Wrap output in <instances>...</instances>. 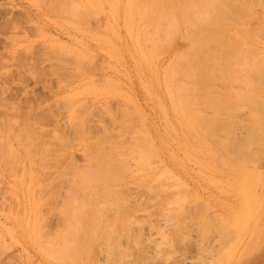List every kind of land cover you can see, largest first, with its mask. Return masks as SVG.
Returning <instances> with one entry per match:
<instances>
[{"label": "rangeland", "instance_id": "374dc122", "mask_svg": "<svg viewBox=\"0 0 264 264\" xmlns=\"http://www.w3.org/2000/svg\"><path fill=\"white\" fill-rule=\"evenodd\" d=\"M136 1L138 14L135 10V17L132 20L128 12L131 0H0V264H72V262L77 264L75 258L78 257L76 255H72V258L68 259L66 254L69 252L65 249L67 246L64 248L62 244H56V241H59V244L62 243L59 240V235L62 236L67 228L73 227L71 223L74 220L72 217H74L73 213L76 208H79L78 212L82 208L81 212L87 215L85 218L84 216L82 219L80 218V222L84 220L86 223L82 227L86 228L89 225L87 223L91 222L92 224L93 222L92 226L96 228L94 231H97V236L100 235L99 238L96 236L95 247L92 245L91 256L87 255V257L85 254V257L83 254L78 258L82 262V258L85 257L83 264H196L197 262V264H205L203 263L205 259L201 258L203 255V258L207 257V264H222L223 261V264H229L228 260L232 249L239 248L247 231L257 218H259L262 232L258 242L255 240L257 247L251 253L247 250L244 251L239 256L241 262L238 264H264V199H262L264 197V166L262 165L264 157H256L259 160V165L263 160L261 167L257 166L258 161L250 160L249 162L247 160L246 157L249 156V153L244 150L245 147L243 148L245 144L242 145L244 140L242 138L248 134L246 127H241V130L247 129H245L247 133L244 132L245 130L242 131L244 133L242 138L239 137L231 141H229L228 133L224 132L225 129L222 131L223 136H220L222 132L220 135L213 133V136L210 132L206 135V128H208L206 126L210 122L213 123L212 118L216 114L217 118L223 115H219V112L214 113L216 109L211 104L201 102L192 108L202 124L199 130L192 131L185 126L183 112L175 110L172 102L173 95L168 91L165 77L167 72H171L175 68L183 48L188 47L186 45L188 39L185 34L186 25L183 23L181 32L171 40H159L151 21L147 15L143 16L150 10L149 3L152 0ZM228 7L226 19L222 25L225 30V40L229 41L228 45L217 44L212 46L210 51H221L228 47L232 55L230 62L236 65V70L228 73L232 79L231 73L240 74L244 70L246 62H252L254 58L264 55V31L262 32L264 30V0H228ZM256 30H258V34ZM135 34L139 36L137 38L139 44L134 41ZM253 41H256L257 48H251ZM247 42H249V47ZM149 43L158 48L157 54L153 58L142 53V50L144 52L149 50L148 47L151 45ZM214 63L212 65L216 68ZM200 77L201 75L198 76L199 79ZM225 77L226 79L217 80L213 89L208 91L216 92L227 89V92L235 93L237 89L241 88V84H237V81L226 84L231 82V79L227 75ZM181 78L183 81L180 80V82H178L179 77L172 79V84L187 85L191 83L193 85L194 82L198 83L197 78L194 81L185 77ZM179 93L178 90L175 91L173 97H178ZM199 93L203 94V91H199L196 95L185 91L181 96L188 97L192 101L195 96L197 99L199 98ZM202 104H206V106L202 107ZM197 106L200 111L197 110ZM199 106L201 107L199 108ZM247 112L244 111L241 114L239 111V124L242 122L243 125L248 124ZM205 113H209V116L208 114L206 116ZM210 113L212 116L215 114L211 119ZM224 115L223 117L228 123L229 119L226 117L228 114L224 113ZM229 118L232 122L231 116ZM206 119L208 123L204 128L203 123L207 121ZM221 120L218 119L221 122L220 126H218L217 119L214 120V122L217 121V126L221 129L234 122L226 124L223 119ZM81 121L85 123L80 124ZM244 122L246 123L244 124ZM211 126L208 130L212 128ZM127 127H132V129L129 130ZM140 130L141 133L145 132L144 134H148V137L153 140L158 166L155 165V160L153 162V159H156L153 154L156 155V152L150 148L152 146L149 147L147 144L144 139L145 135H140ZM261 130L264 134V128ZM243 133L240 132V134ZM215 136L218 137V139L215 138L217 141H213ZM226 136H228L227 139ZM131 137L134 139L133 142L130 141ZM196 137L205 140L200 145L196 141ZM99 139L104 141H97ZM188 140L191 142L193 140V143L188 146L191 151L186 150L188 147L185 142ZM218 140L222 145L226 144L229 151L233 149L235 152L233 150L232 153L227 152L216 143ZM222 140L224 144L221 142ZM204 141L217 151L219 157L209 155ZM101 142L102 144L106 142L104 145H107L105 146L108 147L107 151L112 148L116 150V147L120 146L118 151L114 150L115 153L112 151L113 149L110 152L116 156V153L120 151L116 157L122 158L117 160L115 157L114 161L115 158L111 157L114 155L109 156L110 152L108 155L114 158L111 162H116L117 166L114 163L116 168L109 167L112 164H108L111 159L108 160L107 156H105L106 158L102 157H104V161L107 159L104 165L107 163L108 166L105 167L114 169V172L110 170L108 173H111L112 176L117 174L121 178L118 179L115 175L117 179L113 178L109 183L110 179L107 177L109 174L106 173L104 174L106 176H102L104 179L106 177L109 179V181L105 180L109 185H103L104 181L102 182L103 178L101 177L102 183L100 181V184L94 183L95 180L97 181L95 179L90 182L93 186L89 183L88 185L92 189L96 187V184L97 187L102 184V189L103 186L108 187L114 184L110 188L120 194L122 202L117 199L119 197L116 194L115 200L113 198L102 199L105 201L108 211L103 213L105 220L99 224L95 219L89 220V215L92 213L90 208L95 206L90 205V201L92 204L96 196L97 201L101 200L96 193L100 187L98 191H96L97 188H95L96 190L93 188L94 191H91L88 190L89 186L87 187L86 183L85 186H82L83 189H87L85 190L87 192L82 189V186L80 189L78 187V190L74 189V193H72V189L80 186L81 182L76 184L78 176L77 180H82L85 183L86 180L80 176L87 177L86 173L90 172V164H94L90 156L93 155L97 158L95 156L98 154L97 151L103 152L99 150ZM115 142L118 143L114 144ZM112 143L117 146L110 148ZM141 143L145 146H142ZM256 143L253 144L251 150L253 151L254 145H256L255 149L258 146V150L257 152L254 150V152L262 153L263 150L264 153V143ZM97 144L99 147L95 146ZM102 144L101 146H104ZM199 145L200 147H198ZM93 146L96 148L95 153ZM140 146L145 150H142V153L146 152L154 158L151 159L148 155H146L147 158H138L140 155L145 156L146 154H140L141 151L139 153L137 149H140ZM149 148L152 152L154 151L153 154ZM100 149L104 150L105 148L101 147ZM184 149L185 152H188H183ZM130 150L131 154L128 152ZM135 150L140 154L136 155L138 156L136 158L133 156ZM241 151L244 154H241ZM92 152L94 154L90 155ZM181 153H184V158L189 161L183 159ZM252 154L254 153L252 152ZM102 155H106V153L104 152ZM220 157H222L221 160ZM179 158L182 159H180L182 163ZM97 159L93 160L96 161V164ZM222 160L224 161L222 162ZM159 161L164 164L161 162L159 164ZM171 161L173 167L175 166L174 169L170 164ZM145 162L147 164L143 169ZM119 164L122 168L118 167ZM234 165L241 166L247 172H252L253 175L256 174V180L252 183L253 189L251 190L248 184L245 186L244 193L248 199L245 202V207L239 204L241 202L238 199L241 197L242 201L245 198L234 191L233 185L227 186L228 180L231 178L230 182L234 184L236 180L240 179V176L242 177V170L235 169ZM92 166L95 169L96 166ZM101 166L104 167L102 163ZM166 167H169V171ZM117 168L122 172H119L120 170ZM101 171L105 173L108 170L101 169L97 174H100ZM163 172L165 174L169 172L171 176L164 175ZM212 173L213 176H211ZM146 175L147 178H145ZM225 175L227 176L225 177ZM89 176L93 179L91 175ZM208 176L209 178L211 176L212 179L219 178L217 181L222 179L221 182L225 183V186L222 187L229 189L230 196L227 193L220 195L224 192L221 188L223 184L220 185L221 182H218L220 185L218 187L215 178L213 180L216 182L211 178L208 179ZM225 178L227 179L225 180ZM181 181H183V186L187 183L189 187L182 188L186 190V194L183 195L188 196L186 197L187 201H183L181 183H179ZM74 185L77 186L74 187ZM178 185L179 188L176 187ZM214 186L215 188H213ZM186 188L190 191L187 192ZM92 192L96 193L93 199H91L94 194H91ZM190 192L193 194L188 195ZM234 194L235 196H233ZM259 195L263 196L260 204L258 203ZM71 196L74 198L72 200L76 202L75 205L73 204L76 208L70 206L69 209L72 207L74 211L66 209V204L69 206L73 202L68 201ZM219 197L225 201L222 199L221 201L218 199ZM231 197L232 199H230ZM188 198L193 199L188 200ZM81 200H86V202ZM214 200H219V203ZM177 201L184 204L186 202L187 205L183 206L180 203L178 206ZM220 201L224 202L225 207ZM226 201L232 205L237 204L231 207ZM99 202H97L98 205L103 204V202ZM207 202L210 204L209 208H212L209 213L202 209L206 206L208 208ZM83 205H89V210L86 206L83 208ZM221 205L225 210H222L224 208ZM180 206L183 210L178 209ZM237 206H240V210H243V207L245 209L241 210V212L245 211L242 226L239 224L241 217L239 220H234L232 214L229 216L233 210L231 208H238ZM87 210L90 212L89 214L86 212ZM176 211L180 213L177 214ZM200 212L206 213L207 216L212 214L210 221L213 219V223H216L217 217L214 216H217L218 213L221 217L218 222L223 220L222 222L228 225L218 222L214 225L210 224V221L209 225L206 223H201V225L200 219L203 214L201 213L202 216H200ZM226 212L229 214L226 216L227 218L224 217ZM228 218L235 221L233 224L238 222L236 223L239 228L238 233L233 234L236 226L231 225ZM77 222L80 223L78 219ZM216 225L218 228L214 227ZM230 225L231 228L235 226L232 229V231L234 230L233 235L230 228H228L230 230L226 229ZM92 226L87 227L91 230V228L94 229ZM99 226L100 228H98ZM221 231L223 233L220 235ZM224 233L227 235L225 236ZM219 235L226 239L223 237L225 240H219ZM216 241L219 242L218 245L214 244ZM222 243L225 244L222 245L225 247L223 250L222 246H219ZM64 244L66 245L67 242ZM201 245L206 248L201 250ZM215 245L219 246L221 250L217 247L213 248ZM52 247L54 250L51 249ZM219 250L222 251V254ZM218 254L222 259V262L219 263L216 262ZM194 255H197V258ZM200 255L202 256L200 257ZM199 257L201 260H198Z\"/></svg>", "mask_w": 264, "mask_h": 264}, {"label": "bare ground", "instance_id": "6f19581e", "mask_svg": "<svg viewBox=\"0 0 264 264\" xmlns=\"http://www.w3.org/2000/svg\"><path fill=\"white\" fill-rule=\"evenodd\" d=\"M136 0H131V2H130V4H129V9H128V12L130 13V17H131V19L133 20L134 19V17H135V10L137 11V7H136ZM149 5H150V10L148 11V12H146L145 14H143V16H145L146 17V15H147V18H149V20L151 21V23H152V25L154 26V28H155V33H157V37L159 38V40H171L172 38H174L175 36H177L180 32H181V27H182V24L183 23H185V25H186V28H185V34H186V36H187V43H186V45L188 46V47H186V49L185 48H183V50H182V52H180V55H179V57H178V59H177V62H176V66H175V68L174 69H172L173 71H171V72H167V74H166V82H167V87H168V91L171 93V95H173V96H175L174 95V93H175V91H179L180 93L178 94V97L176 96V97H173L172 96V98H173V100H172V102H173V105H174V107H175V110L177 111V112H179V111H182L183 112V116H184V124H185V126L188 128V129H190V130H194V131H196V130H199L200 129V127H202V124L199 122V119H198V116L196 115L197 113L192 109V108H195L196 107V105L197 104H200L201 102H205V103H207V104H211V106L213 107V108H215L216 110H214V113L215 112H219V115L220 114H223L222 116L220 115V117L219 118H217V114L215 115V114H213V116L211 115L212 113H210V119L212 118V122L213 123H211L210 122V124L208 123V120L205 122V123H203L204 124V128H206V127H208L209 128V126L210 125H212L211 127L212 128H210L209 130H208V128H206L207 129V133H206V135H208L209 133L208 132H210L211 134H213V133H215V135H216V133L218 134L219 133V135H220V132H222L224 129H225V133H228V135H229V141H231L232 139L233 140H235L236 138H239V137H241V136H243L244 135V133L242 132V131H244L246 128L248 129V134H246V135H244L245 136V138L243 137H241L242 139H244L243 141H242V145L243 144H245L244 146H243V148H244V150L246 151V152H248L249 153V156H247L246 158H247V160H249V162H250V160H254L255 162H257L258 164H257V166L259 165V160H258V158H256V157H264V153H263V150H262V153L260 152V151H258V152H260V153H256L257 152V148H258V146H257V148L255 149V147H256V145H257V143L256 142H258L259 144H261V142H263L264 143V134H263V130H261V128H264V55L262 56V57H258V58H254L253 59V61L252 62H246V64H245V68H244V70H242V72L240 73V74H233V73H231L232 74V79H231V77H230V75L228 74V73H230V72H232L233 70H236V65H233V62H230V61H232V55H231V53L229 52V50H228V47L227 48H225V49H223V50H221V51H218V50H214V51H210V49H211V47L212 46H215V45H222V43L224 44V45H228V40H225V30L223 29V27H222V25H223V22H225V19H226V16H227V14H226V11L229 9V7H228V0H152V2L151 3H149ZM137 14H138V11H137ZM136 14V15H137ZM264 26V25H263ZM264 30H262V32H263ZM256 33L258 34L259 32H258V30H256ZM262 34V33H261ZM137 38H139V36L138 35H134V41H135V43L137 42L138 44H139V42H138V40H137ZM140 39H141V36H140ZM188 43H189V45H188ZM149 44H151V43H149ZM247 44H248V47H249V42H247ZM257 43H256V41H253L252 43H251V48H257L255 45H256ZM186 45H184V46H186ZM148 51H146L145 50V52L142 50V53L146 56H148L149 58H153V57H155L156 56V54H157V52L156 51H158L157 49V47L156 46H154L153 44H151V45H149V47H148ZM185 49V50H184ZM148 57H146L148 60H149V58ZM214 60V61H213ZM213 61V63H214V66L216 67V68H214L213 67V63H211ZM220 70H222V71H220ZM247 74H249V76H247ZM201 75V77H200V79L198 78V76H200ZM227 75V76H229L230 77V79H231V82H227L226 84H228V83H232V82H235V81H237L236 83L238 84V83H240L241 84V88L240 89H237L236 90V92L235 93H231V92H227V89H223V90H217L216 92H211V91H208V90H212L213 89V86H214V83L217 81V80H220V78H224V79H226V77L225 76ZM178 78L179 77V81L178 82H180V80L181 81H183L182 80V78L181 77H185V78H188V80L190 79V81H194L196 78L198 79V83L196 82H194V84L192 85L191 83H189V84H187V85H183L182 83H181V85L179 84V83H177L176 85H179V86H176L175 84V86L172 84V79H174V78ZM176 80V79H175ZM186 80V79H185ZM184 80V81H185ZM235 83V84H236ZM239 84V85H240ZM233 85V84H232ZM224 86H226V85H224ZM238 86V85H237ZM227 87H228V85H227ZM205 89H207V90H205ZM229 89V88H228ZM189 92V94H192V95H196L199 91H203V94H200L199 93V98L197 99V97L195 96L194 97V99L191 101L188 97H184V96H181L184 92ZM169 93V94H170ZM178 93V92H177ZM222 96V97H221ZM219 97H221V99L220 100H218V98ZM202 107L203 106H206V104H202L201 105ZM201 106H199V108L201 107ZM210 106V107H211ZM211 107V108H212ZM180 108V109H179ZM204 108H206V107H204ZM209 108V107H208ZM203 109V108H202ZM210 109V108H209ZM189 110V111H188ZM197 110H199L198 109V106H197ZM205 110V109H204ZM200 111V110H199ZM209 111V110H208ZM207 111V112H208ZM239 111H240V113L241 114H243V112L244 111H248L247 112V115L249 116L248 117V120H249V122H248V120H246L247 122H248V124L246 123V122H244V124L245 125H243L242 123L241 124H239L238 122H240V118H238V116H239ZM221 112V113H220ZM229 112V113H228ZM204 113V112H203ZM202 113V114H203ZM224 113L226 114H228V116L226 115V117L229 119V120H227V121H229L230 122V118H229V116H231V120H232V122H230V123H232V124H230L229 122V124L230 125H228V126H226L225 128L223 127L222 129L221 128H218V126H220L221 124V122H219V121H222L221 119H223L224 121L223 122H225L226 123V121H225V117H223V116H225L224 115ZM208 114V116H209V113H207ZM207 114L205 113V115L207 116ZM205 115H204V117H205ZM200 116H201V114H200ZM202 117V116H201ZM243 117V116H242ZM217 119V121H218V119H219V121H218V123H219V125L217 124V121H215L214 122V120L215 119ZM233 118V119H232ZM203 119H205V118H203ZM209 119V120H210ZM214 119V120H213ZM244 119V118H243ZM80 120H81V118H80ZM83 120V119H82ZM79 121V120H78ZM241 121H243L242 119H241ZM84 124L85 122L83 121H81L80 122V124ZM208 123V124H207ZM228 123H226V124H228ZM79 124V123H78ZM77 124V125H78ZM205 124H207L208 126H206L205 127ZM223 124V123H222ZM226 124H224V125H226ZM218 125V126H217ZM223 125V126H224ZM82 126V125H81ZM81 126H79V127H81ZM84 127H85V125H83ZM241 127H246L245 129H242L241 130ZM129 130L130 129H132V127L131 128H129V127H127ZM216 128H217V130H216ZM258 128V129H257ZM82 129H84V128H82ZM182 129V128H181ZM205 129V130H206ZM220 129H221V131H220ZM246 129V130H247ZM239 130H241V131H239ZM246 130L244 131L245 133H247L246 132ZM238 131H239V134H240V132L241 133H243V134H238ZM250 132V133H249ZM145 133V132H144ZM144 133H141V130H140V135L142 134L143 136L145 135ZM147 134V133H146ZM163 134V133H162ZM222 135H220V136H223V132L221 133ZM185 135V134H184ZM199 135V134H198ZM205 135V134H204ZM143 136H141V137H143ZM148 137L149 135L147 134V135H145L144 136V139L146 140V142H147V144H149V147L150 146H152V147H150L151 149H153L154 151H155V145H154V143H152L153 142V140H151L149 137V140H147L145 137ZM213 136H214V134H213ZM212 135H211V137H213ZM218 136V135H217ZM217 136H215L214 137V139H213V141L215 140V138L217 137ZM224 136H225V134H224ZM105 137V136H104ZM166 137V136H165ZM206 137V136H205ZM211 137H209V138H211ZM227 137L228 136H226V139H227ZM106 138H107V136H106ZM133 137H131V139H130V141L131 142H133V140L134 139H132ZM164 138V137H163ZM225 138V137H224ZM140 139V138H139ZM217 139H218V137H217ZM225 139V140H226ZM106 140V139H105ZM183 140V139H182ZM203 140H205V139H203ZM203 140L200 138V137H196V141L198 142V143H200V145H201V143H203ZM211 140H212V138H211ZM97 141H104V140H97ZM107 141H109V140H107ZM137 141H140V140H137ZM208 141V140H207ZM215 141H217V140H215ZM245 141V142H244ZM110 142V141H109ZM196 142V143H197ZM205 142V141H204ZM220 141L218 140V142H216L218 145H220L223 149H225V150H227V152H231V151H229V148L227 147V145L226 144H224V142H223V140L221 141L224 145H222L221 143H219ZM226 143H228L227 141H225ZM34 143V142H33ZM33 143H30L31 145L33 144ZM106 143V142H105ZM105 143H103L102 144V142L99 144L100 145V148L102 147V148H105L104 150H106V151H104L103 149L101 150L100 148H99V150H100V152L101 151H103V152H101L102 154L105 152L106 153V155H102L101 153H99V151H97V153L98 154H95V156L98 158H95L93 155H91V154H94L95 152H96V148H95V146H97V147H99L98 146V144L97 145H95V146H93L94 148H92V149H94V150H92V151H94V153L92 152V153H90V157H91V160H92V162L94 163V164H90V172H84V173H86L87 174V177H85V176H80L81 178H83V179H85V180H83V181H85V183L84 182H82V180H77V179H79L78 177H77V179H76V184H77V182L78 183H80V186H75L74 185V187H76V188H73V186H72V193H74V189H77L78 190V187H79V189L81 188V186L83 185V186H85L84 184H86L87 183V187L89 186L88 185V183L89 184H91L90 182H93V181H91V180H95V179H97V181L95 180V182L94 183H99V181H100V179L101 178H103V176L102 175H104V174H109V175H107V177L110 179V182L109 183H111V181H112V179L113 178H116L115 177V175H117V174H114L113 176H112V174L111 173H108L110 170H111V168H109V169H107L105 166H108V164L110 163H112L111 161H112V159H114L116 156H117V153H118V155H119V152H117L116 153V156H115V152H114V150L115 149H111L113 152V154H111V150H109V151H107V149H108V147H105V146H107V145H104ZM118 143V142H117ZM116 142L114 143V144H117ZM193 143V140H192V142L191 141H186L185 142V145L188 147L189 145H191ZM210 143V142H209ZM239 143V142H238ZM256 143V145H254L255 147H254V150L256 151V152H254V150L252 151L251 149H252V146H253V144H255ZM101 144L102 145H104V146H101ZM113 143H112V145H110V148H111V146L112 147H116L115 145H114ZM123 144V143H122ZM125 144V143H124ZM152 144V145H151ZM205 144L207 145V148H208V152H209V155H212V156H216L217 155V151L216 150H214L212 147H210L209 146V144H207L206 142H205ZM228 144H230V142L228 143ZM114 145V146H113ZM133 145H134V143H133ZM141 145L142 146H145L144 144H142L141 143ZM154 145V146H153ZM200 145L198 146V147H200ZM241 145V144H240ZM34 146H35V143H34ZM34 146H32V147H34ZM121 146H123V145H121ZM181 146H182V144H181ZM232 146V145H231ZM261 146V145H260ZM264 146V145H263ZM120 146H118V147H116L117 149L115 150V151H118V148H119ZM132 147V146H131ZM136 147H138V146H136ZM141 147V146H140ZM139 147V148H140ZM193 147H194V145H193ZM35 148V147H34ZM130 148V147H129ZM150 148H149V150H150ZM184 148V147H183ZM182 148V149H183ZM216 148H217V146H216ZM232 148V147H231ZM240 148H242V147H240ZM242 148V149H243ZM98 149V148H97ZM125 149V148H124ZM147 149V148H146ZM198 149H200V148H198ZM241 149V150H242ZM260 150L262 149V148H259ZM120 150H121V148H120ZM128 150V149H127ZM137 150H139V153H140V151H141V153L140 154H145V153H142V150H143V148L141 147L140 149H137ZM137 150H135V152L137 151ZM149 150H147V152L149 153ZM174 150V149H173ZM177 150V149H176ZM186 150H190L189 149V147H188V149H186ZM196 150V149H195ZM125 151V150H124ZM143 151H145V150H143ZM151 152H152V150H150ZM153 151V152H154ZM181 151V150H180ZM183 152H185V149L184 150H182ZM191 151V150H190ZM198 151V150H197ZM109 152H110V155H109ZM122 152V151H121ZM129 152V154H131V150L130 151H128ZM134 152V154H133V156L136 158V157H138V156H136V155H138L139 153H135ZM153 152L151 153V154H153ZM156 152V151H155ZM186 152H188V151H186ZM185 152V153H186ZM195 152V151H194ZM200 152V151H199ZM233 152H235V150H233ZM237 152V151H236ZM245 152V153H246ZM252 152L254 153V154H252ZM108 153V154H107ZM127 153V152H126ZM163 153V152H162ZM168 153V152H167ZM232 153V152H231ZM255 153H256V155H255ZM122 154H125V153H122ZM128 154V153H127ZM139 154V155H140ZM170 154V153H169ZM179 154V153H178ZM182 154V153H181ZM190 154H191V152H190ZM195 154V153H194ZM198 154V153H197ZM237 154V153H236ZM241 154H244L242 151H241ZM111 156V155H114V156H111V157H114V158H111V157H109V156ZM146 155H148V157H150L149 156V154H145V156H143V155H140V156H142V157H138V158H144V157H146ZM154 155V157H156V159L154 158H152V157H150L151 159H153V162H154V160H155V163L158 161V159H157V152H156V155L155 154H153ZM160 155V154H159ZM162 155V154H161ZM165 155V154H164ZM183 155V159H186V158H184V153L182 154ZM193 155V154H192ZM191 155V157H192V159H193V156ZM219 155V154H218ZM217 155V156H218ZM232 155V154H231ZM252 155V157H250ZM255 156V158H253L254 156ZM258 155V156H257ZM261 155H263V156H261ZM101 156V157H100ZM102 156H107V159L109 160V159H111L109 162H108V164L106 165H104V162H106V160L104 161V157H102ZM122 156H124V155H122ZM166 156V155H165ZM164 156V157H165ZM171 156V155H170ZM188 156V155H187ZM186 156V157H187ZM195 156V155H194ZM202 156V155H201ZM232 156H234V155H232ZM231 156V157H232ZM244 156H246V155H244ZM92 157H93V159H92ZM162 157V156H161ZM169 157V156H168ZM180 157V156H179ZM197 157V156H196ZM200 157V156H199ZM209 157V156H208ZM219 157V156H218ZM226 157V156H225ZM229 157V156H228ZM250 157V158H249ZM97 159V164H96V161L94 162L93 160H95V159ZM106 158V157H105ZM117 158V157H116ZM116 158L114 159V161L116 160ZM118 158H122V157H119L118 156ZM118 158H117V160H118ZM131 158V157H130ZM147 158V157H146ZM167 158V157H166ZM189 158V157H188ZM221 158L222 157H220V160H221ZM235 158V157H234ZM241 158V157H240ZM246 158H244V159H246ZM259 158V159H260ZM180 159L181 158H179V161H180ZM208 159V158H207ZM228 159V158H227ZM226 159V160H227ZM232 159V158H231ZM90 160V161H91ZM122 160V159H121ZM131 160V159H130ZM144 161H145V159H143ZM166 160V159H165ZM182 160V159H181ZM199 160V159H198ZM218 160V159H217ZM234 160V159H233ZM240 160V159H239ZM238 160V161H239ZM263 160H264V158H263ZM263 160L262 161H260L261 162V164L263 163ZM123 161H125V160H123ZM127 161V160H126ZM141 161H142V159H141ZM140 161V162H141ZM150 161V160H149ZM168 161H170V160H168ZM175 162V165H176V159L174 160ZM186 161H189V160H187L186 159ZM196 161V160H195ZM224 160H222V162H223ZM228 161V160H227ZM122 162V161H121ZM130 162V161H129ZM146 162L148 163V160H146ZM145 162V166H143V169H144V167H146V163ZM160 162L161 161H159V164H160ZM181 162V161H180ZM183 162H185L184 160H183ZM199 162H200V160H199ZM236 162V161H235ZM244 162H245V160H244ZM248 162V166L250 165V163ZM101 163H102V165L104 166V167H102L101 166ZM115 164H116V162H114ZM114 163H112L109 167H113V168H116L115 166H114ZM117 163H119V162H117ZM172 163V161L170 162V164ZM182 163V162H181ZM188 163V162H187ZM194 163V162H193ZM196 163V162H195ZM212 163H213V161H212ZM215 163V162H214ZM220 163H221V161H220ZM226 163V162H225ZM229 163V162H228ZM232 163H234V162H232ZM242 163H243V161H242ZM96 164V165H95ZM121 164H123V163H121ZM139 164V163H138ZM161 164H164V162L162 163L161 162ZM169 164V163H168ZM167 164V165H168ZM179 164V163H178ZM190 164V163H189ZM221 164H223V163H221ZM251 164H252V162H251ZM260 164V165H261ZM92 165H94V167H95V169H93L92 167ZM129 165V164H128ZM140 165V164H139ZM143 165H144V162H143ZM155 165H157L158 166V164L156 163ZM183 165H184V163H183ZM188 165V164H187ZM194 165H196V164H194ZM200 165V164H199ZM226 165H227V163H226ZM244 165V164H243ZM259 165V167H261ZM263 166H264V164H262ZM97 166H99L100 168V170L101 169H104V170H108V171H106L105 173H104V171H101L100 172V174H97V172L98 171H100L99 169H98V167ZM116 166H117V164H116ZM121 167V165L119 164L118 165V167ZM124 166V165H123ZM127 166V165H126ZM141 166H142V163H141ZM148 167H150L149 165H147ZM165 166H166V164H165ZM171 166L173 167V165L171 164ZM180 166V165H179ZM191 166V165H190ZM209 166V165H208ZM220 166V165H219ZM222 166V165H221ZM220 166V167H221ZM127 167H129V166H127ZM153 167V166H152ZM175 167V166H174ZM174 167H173V169H174ZM212 167V166H211ZM224 167V166H223ZM222 167V168H223ZM228 167V166H227ZM230 167V166H229ZM251 167V166H250ZM253 167V166H252ZM122 168V167H121ZM177 168H178V166H177ZM181 169L183 168V167H180ZM179 168V169H180ZM195 168V167H194ZM201 168H203V167H201ZM233 168V167H232ZM231 168V169H232ZM234 168L235 169H241L242 170V177L240 176V179L239 180H236L235 182H234V184H231V183H233V182H230L231 181V179L230 180H228L229 181V184L227 185V186H232L233 185V189H234V191L235 192H237L238 194H240V195H242V197L243 198H245V200L244 199H242V201H241V197H236V198H238V199H240V201L239 202H241V203H239V204H241V205H244V207L246 206V203L245 202H247V200L248 199H246V197H245V193H244V190H245V186H246V184H248L251 188V190L253 189V182L256 180V174H254L253 175V173L252 172H247L244 168H242L241 166H239V165H234ZM91 169H93V170H91ZM117 169H119V168H117ZM125 169H127V168H125ZM149 169V168H148ZM150 169H152L151 167H150ZM149 169V170H150ZM162 169H163V167H162ZM166 169H168V171H169V167H166ZM165 169V170H166ZM184 169V168H183ZM98 170V171H97ZM113 170V172H114V169H112ZM112 170H111V172H112ZM116 170V169H115ZM120 170V169H119ZM118 170V171H119ZM123 170V169H122ZM147 170V169H146ZM156 170V169H155ZM185 170V169H184ZM191 170V169H190ZM189 170V171H190ZM192 170H193V168H192ZM204 170V169H203ZM240 170V171H241ZM248 170V169H247ZM92 171V172H91ZM125 171V170H124ZM140 171H141V169H140ZM176 171H178V170H176ZM204 171H208V170H204ZM224 171H226V170H224ZM119 172H122L121 170L119 171ZM143 172V171H142ZM146 172V171H145ZM144 172V173H145ZM184 172V171H183ZM193 172V171H192ZM192 172H191V174H192ZM199 172V171H198ZM210 172V171H209ZM212 172V171H211ZM231 172V171H230ZM90 173V174H89ZM99 173V172H98ZM147 173H148V170H147ZM150 173V172H149ZM164 173V175H170L171 176V174H169V172H167L166 174H165V172H163ZM162 173V174H163ZM184 173H186V172H184ZM194 173V172H193ZM233 173V172H232ZM86 174H84V175H86ZM91 175L92 177H93V179L89 176V175ZM174 174V173H173ZM179 174V173H178ZM187 174H188V172H187ZM200 174H202V173H200ZM217 174V173H216ZM222 174H224V173H222ZM228 174V173H227ZM177 175V174H176ZM211 175V174H210ZM104 176H106V175H104ZM211 176H213V173H212V175ZM211 176H210V178H211ZM217 176V175H216ZM220 176H223V175H220ZM227 175H225V177H226ZM231 176V175H230ZM229 176V177H230ZM85 177V178H84ZM101 177V178H100ZM107 177L103 180L102 179V182L104 181V183H102L101 181V183L103 184V185H109L106 181L108 180L109 181V179H107ZM197 177V176H196ZM219 177V176H218ZM80 178V179H81ZM99 178V179H98ZM117 178L119 179V178H121V177H118V175H117ZM116 178V179H117ZM145 178H147V175H146V177ZM178 178V177H177ZM209 178V176H208V179H210ZM215 178V177H214ZM213 178V179H214ZM234 178V177H233ZM239 178V177H238ZM255 178V179H254ZM212 179V178H211ZM212 179V180H213ZM217 179H219V178H215V180L217 181ZM221 179V178H220ZM227 178H225V180H226ZM234 179H236V178H234ZM106 180V181H105ZM181 180H183L182 178H181ZM215 180H213V181H215ZM222 180V179H221ZM221 180L220 181H215L216 182V184H217V186L219 187L221 184H223L222 182H221ZM117 181V180H116ZM120 181H121V179H120ZM179 181H180V179H179ZM233 181V180H232ZM173 182H175L174 180H173ZM177 182V181H176ZM218 182L220 183V185H218ZM248 182V183H247ZM93 183V184H94ZM113 183V182H112ZM114 183H115V181H114ZM117 183V182H116ZM179 183H181V186H180V189H182L184 186H187L188 184L186 183L184 186H183V181H181V182H179ZM228 183V182H227ZM97 184H96V187L95 188H97V190L96 191H98L99 189V191L98 192H96L97 194H98V196H100V199L101 200H99V197H98V200L100 201H97V196L95 197V199H94V202H93V200H92V204H91V201H90V205H95V206H92L91 208H90V210H91V212L92 213H90V212H88V210H89V205L88 206H86V207H88V210L86 211L88 214L90 213V215H89V220H96V221H98L99 222V224H100V222L101 223H103V221L105 220L104 218V216H105V214H104V216H103V213L105 212V211H108L106 208H108V207H105V201H103L104 200V198H113L114 200H115V198H116V196L117 197H119V198H117V199H121V197H120V194L119 193H115V192H117L116 190H113L112 191V189L110 188V186L112 187V186H114V184H112V185H110V186H108V187H104L103 186V188L101 189V186H102V184L101 185H99L98 187H97ZM100 184V183H99ZM156 184V183H155ZM177 184H178V182H177ZM225 184V183H224ZM221 185V188L223 189V187L225 186V185ZM92 185V184H91ZM161 185H163V184H161ZM180 185V184H179ZM179 185L178 186H176V187H178L179 188ZM200 185V184H199ZM201 185H203L202 183H201ZM83 186H82V189H83ZM93 186V185H92ZM158 186V185H157ZM212 186V185H211ZM216 186V185H215ZM215 186L213 187V188H215ZM223 186V187H222ZM229 186V187H230ZM71 187V186H70ZM100 187V188H99ZM161 187H163V186H161ZM160 187V188H161ZM164 187H165V185H164ZM167 187V186H166ZM188 187V186H187ZM217 187V188H218ZM93 188L91 189V186H89V188H88V190H93ZM99 188V189H98ZM157 188H159V187H157ZM156 188V189H157ZM168 188V187H167ZM189 188V187H188ZM188 188H186L187 189V192L188 191H190V189H188ZM201 188V187H200ZM220 188V189H221ZM81 189V190H82ZM161 189H163V188H161ZM166 189V188H165ZM164 189V190H165ZM184 189V188H183ZM181 190V194H182V197H184V200L183 201H187L186 200V197H188V196H186L185 197V195H183V194H186L185 192H186V190ZM232 189V188H231ZM77 190H76V192H77ZM84 191L85 190H87V189H83ZM157 190H160V189H157ZM167 190V189H166ZM224 190V192L223 193H221L220 195H224L225 193H227V194H229V196H230V193H228V190L226 189V188H224L223 189ZM94 191V190H93ZM183 191H184V193H183ZM219 191H221V190H219ZM226 191V192H225ZM85 192H87V191H85ZM230 192V191H229ZM94 193V194H93ZM96 193L95 192H92L91 194H93V196H91L90 198L91 199H93V197H94V195H96ZM191 193L192 192H190L188 195H191ZM217 193V192H216ZM215 193V194H216ZM115 194H116V196H115ZM193 194V193H192ZM212 194V193H211ZM219 194V193H218ZM197 195V198H198V194H196ZM214 195V194H213ZM213 195H212V197H213ZM231 195H232V193H231ZM85 196H86V194H85ZM193 196V195H192ZM191 196V197H192ZM228 196V195H227ZM233 196H235V194L233 195ZM238 196V195H237ZM102 197V198H101ZM195 197V196H194ZM201 197V196H200ZM217 197H218V195H217ZM261 197H263L262 195H259V199H258V203L259 202H261L262 200H261ZM89 198V200H91ZM197 198H196V201H198L197 200ZM72 199H74L72 196L69 198V200L68 201H73ZM103 199V200H102ZM116 199V200H117ZM191 200V199H193V198H188V200ZM198 199H200V198H198ZM210 199V198H209ZM213 199V198H212ZM216 199V198H215ZM218 199H222V198H218ZM230 199H232V197L230 198ZM238 199H236V201L238 202ZM262 199H264V197L262 198ZM96 200V201H95ZM223 200V199H222ZM221 200V201H222ZM82 202H86V200L84 201V200H81ZM121 201V200H120ZM120 201H119V203H120ZM181 201V200H180ZM176 202L177 204H178V206L180 205V203H182V202ZM194 201H195V199H194ZM193 201V202H194ZM212 201V200H211ZM215 201V200H214ZM219 200H217V201H215V202H218ZM220 201V202H221ZM223 201H225V200H223ZM235 201V200H234ZM95 202H96V204H97V202H99V203H102L103 202V204L100 206V205H96L95 204ZM115 202V201H114ZM117 202V201H116ZM122 202V201H121ZM214 202V203H215ZM227 203H228V205L229 206H231V207H233V205L231 204V203H229L228 201H226ZM226 202H225V204H226ZM244 202V203H243ZM75 200L69 205V206H67L68 204H66V209H69V207L70 206H73V204L75 205ZM108 203V202H107ZM219 203V202H218ZM217 203V204H218ZM222 203V202H221ZM177 204H176V206H177ZM183 204V206L186 204L187 205V203L185 202V204L184 203H182ZM181 204V205H182ZM224 204V202L222 203V205ZM231 204V205H230ZM237 203H235V205H236ZM260 204V203H259ZM104 205V206H103ZM107 205V204H106ZM206 205H208V208H209V203L207 202V204ZM205 205V206H206ZM222 205H221V207H222ZM228 205H226L227 207H229ZM234 205V206H235ZM84 205L82 206L83 208L85 207ZM177 206V207H178ZM219 206V205H218ZM224 207H225V205H223ZM73 207H75V206H73ZM104 207V208H103ZM182 206H180L178 209H180V210H183V208H181ZM220 207V206H219ZM224 207H222V208H224ZM238 208H236L235 207V209L234 208H231V209H233V210H231V212L228 214L227 212H226V215L224 216V217H226L227 215H229V216H234V220L236 219H238L239 220V218L241 219L240 220V225L242 226V218L244 217V213H245V211L244 212H241V210H240V206H237ZM243 207V206H242ZM244 207H243V210H245L244 209ZM76 208V207H75ZM206 208H207V206H206ZM205 207L203 208L202 207V209H204V210H206V211H208V213H209V210H211L212 211V208L210 209H206ZM65 209V208H64ZM71 209L73 210L74 208H70L69 209V211H71ZM79 209V208H78ZM78 209L76 208L75 209V213H73L74 214V217H72L74 220L76 219V222H74V220L72 221V223H73V225H72V223H71V226H73V227H71V226H69V227H71V228H67V230H66V232L64 231V233L62 234V236L61 235H59V240H61L62 241V243H60L59 244V241L57 242L56 241V244L57 245H63V247L65 248L66 246V248L65 249H67V252H69L68 254H66L67 255V257H68V259H70V258H72V255H76L78 258H80L81 256H83V254H84V256H85V254H86V256L87 255H90L91 256V253L93 252V251H91V250H93V247H95V242H97L96 240H97V237L99 238L100 237V235L99 236H97V231H94V230H96V228H94L92 225L94 224L93 222H92V224H91V222H89V223H87V224H89V225H87V226H92L94 229H92L91 228V230H90V228L89 227H87L86 226V228H84V227H82L84 224H86V223H84V220L83 221H81L82 222V224H81V222H80V218L82 219V217L84 216V218H85V216H87V215H85L83 212H81V209H80V212H78ZM201 209V210H202ZM201 210H199V211H201ZM222 210H225V208L224 209H222ZM229 210V209H228ZM242 210V211H243ZM74 211V210H73ZM72 211V212H73ZM84 211H85V209H84ZM260 211H261V209H260ZM76 212H77V214H76ZM177 212V211H176ZM203 212V211H202ZM202 212H200V214L202 213ZM86 213V214H87ZM115 213V212H114ZM180 212L178 211L177 212V214H179ZM242 213V215H240ZM72 214V215H73ZM203 214V213H202ZM202 214L200 215V216H202ZM204 214H205V216H204ZM203 214V216H204V218H203V216L201 217L202 219H200L201 221H200V224L201 223H206L207 225H209V221H210V219L212 218V214H210V216H207L206 215V213H204ZM223 214H224V212H223ZM232 214V215H231ZM75 215H77V216H81V217H78L77 218V216H75ZM217 216H214L215 218L217 217V218H219V219H217L216 218V223L218 222V220H220L221 219V217H220V215L217 213L216 214ZM76 217V218H75ZM198 217H199V214H198ZM259 217V216H258ZM83 218V219H84ZM200 218V217H199ZM214 218V219H215ZM227 218V217H226ZM233 218V217H232ZM77 219L79 220V222L80 223H78L77 222ZM229 219V218H228ZM227 219V222L230 220H228ZM213 220V219H212ZM210 221V224H214L213 223V221ZM233 219H231L230 220V222H231V225L235 222ZM87 221V220H86ZM223 221V220H222ZM222 221H219L218 223H223ZM234 221V222H233ZM212 222V223H211ZM75 223H78V224H75ZM215 223V224H216ZM229 223V222H228ZM236 223H238V222H236ZM236 223L235 224H233V225H235L236 226V228L234 229V227L235 226H233L232 228H231V225H230V227L229 226H227V228L226 229H228V228H230V229H228V230H230V232H231V234H232V232L234 231V233L233 234H235V233H238L237 232V230L239 229L238 228V226L236 225ZM80 224H81V227H79L80 226ZM198 224H199V222H198ZM214 224V225H215ZM202 225V224H201ZM201 225H199L200 227H201ZM222 225H228L227 223H223ZM212 226V225H211ZM96 227V226H95ZM103 227V226H102ZM209 227V226H208ZM214 227H217L218 228V226L216 225V226H214ZM226 227V226H225ZM88 228H89V230H88ZM98 228H100V226L98 227ZM98 228H97V230H98ZM104 228V227H103ZM202 228V227H201ZM216 228V229H217ZM203 229H205V228H203ZM215 229V228H214ZM232 229H234L233 231H232ZM103 230V229H102ZM207 230H208V228H207ZM206 230V231H207ZM205 231V230H204ZM205 231V232H206ZM98 232H99V230H98ZM221 233H223V231H221L220 232V235H221ZM219 234V233H218ZM225 234V233H224ZM232 234V235H233ZM262 234V232H261V225L259 224V218H257L256 220H255V222H253V226L247 231V235H246V237L244 238V240H243V242H242V244H240L239 245V248L237 247V248H233L232 249V252L230 253V256H229V264H238V262H241L240 260H239V256L244 252V251H246L247 250V252H252V250L254 249V248H256L257 247V243H256V241L258 242V240H259V236ZM220 235H219V237H220ZM227 235V233L225 234V236ZM97 236V237H96ZM166 236V235H165ZM228 236H229V233H228ZM228 236H227V239L229 240V238H228ZM96 237V238H95ZM224 236H222V238L220 237L219 238V240L220 239H223V240H225L224 238H223ZM236 237V236H235ZM95 238V239H94ZM165 238H167V237H165ZM56 240L58 239L57 238V236H56V238H55ZM55 239L53 240V242H52V244L54 243V241H55ZM230 239H231V237H230ZM66 240V242H67V244L65 245L64 243H66V242H63V241H65ZM218 240V241H219ZM223 240H221V241H223ZM256 240V241H255ZM51 241H52V238H51ZM50 241V242H51ZM218 241H216L214 244H217V243H219ZM227 241V240H226ZM233 241V240H232ZM225 242V241H224ZM255 242V243H254ZM210 243V242H209ZM213 243V242H212ZM254 243V244H253ZM51 244V245H52ZM225 244H226V242H225ZM224 243H222V244H219V246L221 247L222 245L224 246L225 245ZM65 245V246H64ZM92 245H93V247H92ZM210 245H212V246H214L213 244H210ZM218 245V244H217ZM56 246V245H55ZM219 246H216L215 245V247H213V248H218V249H220L221 250V248L219 247ZM222 246V250L225 248V247H223ZM54 247V246H53ZM53 247L51 248L52 250H54L53 249ZM209 247V246H208ZM55 248V247H54ZM60 248H62V246H60ZM200 248V247H199ZM206 248L205 246H203L202 247V245H201V250H204V249ZM63 249V248H62ZM64 249V250H65ZM196 249V248H195ZM208 249V248H207ZM217 249V250H218ZM198 250V249H197ZM209 250H210V247H209ZM213 250H215V249H213ZM212 250V251H213ZM216 250V251H217ZM220 250H219V252H220ZM215 251V252H216ZM194 252V251H193ZM195 252H199V251H195ZM218 252V251H217ZM216 252V253H217ZM222 252V251H221ZM220 252V254H222ZM201 253V252H200ZM195 254V253H194ZM197 254V253H196ZM52 255V254H51ZM203 255V254H202ZM202 255H200V257L202 256ZM53 256V255H52ZM85 256V257H86ZM192 256V255H191ZM195 256V258H197L196 256L197 255H194ZM61 257V256H60ZM84 257V258H85ZM88 257V256H87ZM179 257V256H178ZM183 257V256H182ZM181 257V258H182ZM188 257H189V255H188ZM199 257V258H200ZM203 257H204V255H203ZM203 257H201L202 259H205V261H206V255H205V257L206 258H203ZM213 257V256H212ZM220 256H219V254H218V258L216 257V262L218 261V263L219 262H222L221 260V258H219ZM230 257H232V259H230ZM61 258H63L64 259V257H61ZM78 258H75V260H76V262H77V264H83V260H84V258H82V262H80L79 260L80 259H78ZM180 258V259H181ZM187 257H186V255H185V259H186ZM198 258V260H201V258L199 259ZM220 259V260H219ZM214 260V259H213ZM67 261H69V260H67ZM203 262V263H205V264H207V261L206 262ZM212 261V260H211ZM66 262V261H65ZM224 262V261H223ZM223 262H222V264H223ZM198 263V262H197ZM196 263V264H197ZM200 263V262H199ZM211 263V262H210ZM72 264H73V262H72ZM76 264V263H75ZM211 264H213V263H211Z\"/></svg>", "mask_w": 264, "mask_h": 264}]
</instances>
